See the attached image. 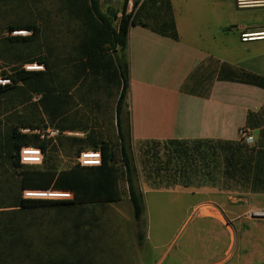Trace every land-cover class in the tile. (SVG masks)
Here are the masks:
<instances>
[{
  "label": "trees",
  "instance_id": "trees-1",
  "mask_svg": "<svg viewBox=\"0 0 264 264\" xmlns=\"http://www.w3.org/2000/svg\"><path fill=\"white\" fill-rule=\"evenodd\" d=\"M69 15L81 21L85 28L80 46L78 75L103 78L108 84L119 89L116 103V126L120 141L119 150L111 142L97 141L91 136L86 140L70 138L79 146L77 156L84 150H101L102 166L58 170L44 167L23 166L19 161L22 147H40L45 152L58 146L41 140L38 135L22 134L19 128L11 131L4 154L15 168L21 169L19 195L11 204L0 205V264H92L89 252L80 250L79 224L74 232L60 237L51 233H29L25 214L46 207H57L81 211L94 204H114L122 201L125 181L129 201L133 207L135 221L140 224L146 212L144 183L149 189L176 190L199 189L212 192H264V155L242 141L223 140H172L167 142L145 141L138 148L132 139L129 107L131 81L127 61L128 35L132 26H142L160 36L179 41L172 0H147L138 7L134 3L128 13V0L118 11L101 8L100 0H65ZM116 23V24H115ZM27 30L31 36H14L8 42L27 44L39 36L35 24L11 25L9 31ZM119 53H122L123 59ZM73 61V60H72ZM26 62H32L26 60ZM48 70V60L39 59ZM11 83L0 85V97L23 84L39 100L45 111L56 120L64 115L68 90L56 82L53 74L40 71L15 69L13 74H4ZM216 79H231L258 86H264V78L247 72H233L232 67L214 58L200 63L188 76L182 86V93L201 98H210ZM6 92V93H5ZM65 92V96L63 95ZM37 129V128H32ZM64 131V130H63ZM89 149H86L84 144ZM45 163V161H44ZM44 165V164H43ZM25 190H59L74 193L73 200L24 199ZM71 221H78L72 218ZM32 228V225H31ZM140 245L146 236L139 231Z\"/></svg>",
  "mask_w": 264,
  "mask_h": 264
},
{
  "label": "crops",
  "instance_id": "crops-1",
  "mask_svg": "<svg viewBox=\"0 0 264 264\" xmlns=\"http://www.w3.org/2000/svg\"><path fill=\"white\" fill-rule=\"evenodd\" d=\"M105 1V10L118 11L120 17L124 0ZM172 6L179 41L142 26L129 31L127 111L134 146L145 141H239L240 130L247 128L255 150L264 155V86L216 79L210 98L181 91L190 73L208 58L230 65L234 73L264 78V40L241 41L242 33L264 32V6L240 9L236 0H172ZM201 192L208 190L178 194L195 197L190 223L195 221L186 229L185 241L164 247L153 264H264V220L252 216L264 209V192H215L213 199Z\"/></svg>",
  "mask_w": 264,
  "mask_h": 264
},
{
  "label": "rangeland",
  "instance_id": "rangeland-1",
  "mask_svg": "<svg viewBox=\"0 0 264 264\" xmlns=\"http://www.w3.org/2000/svg\"><path fill=\"white\" fill-rule=\"evenodd\" d=\"M125 1V0H124ZM123 4V0H119ZM65 0H0V78L13 74L15 69H25L39 59L48 60L51 69L45 66L46 74L56 77L60 86L67 88L66 113L54 120L47 113L39 95H34L23 84L0 97V205L11 204L19 195L21 169L15 168L4 154V149L14 128L45 129L48 126L59 128L62 132L85 134L84 137L63 134L58 138L56 149L52 148L45 165L58 170L68 169L77 164V149L70 138L111 142L119 150V137L116 126V103L119 89L108 84L103 78L92 76L77 77L79 46L86 33L84 24L71 17ZM123 8V7H122ZM120 8L119 11L122 10ZM104 12L106 1L103 2ZM133 7L128 8V13ZM121 14V13H120ZM119 17V16H118ZM121 17V15H120ZM35 24L39 36L27 44H12L8 40L14 36H31L27 30L9 31L11 25ZM116 24V23H115ZM15 32H27L17 34ZM123 59L122 53H119ZM31 60L32 62H26ZM73 60V61H72ZM6 79V78H4ZM13 85V83H11ZM6 93V92H5ZM65 96V92H63ZM42 98V95H40ZM64 130V131H63ZM239 142V141H238ZM256 147L254 142L248 144ZM89 149L85 143L84 146ZM124 196L114 204H94L81 211L46 207L25 214V225L29 233H51L60 237L74 232V224L80 223V250L89 252L92 264H153L162 255L164 247L178 245L185 241L187 231L195 219L192 203L195 197L183 193L180 188L171 193H150L144 183L146 212L140 224L135 221L133 207L129 201L127 186L122 180ZM245 191L224 192L225 194H244ZM213 199L211 191L201 192ZM1 207V206H0ZM204 210H206L204 208ZM196 217V216H195ZM78 221H71V219ZM32 225V228H31ZM145 236L143 245L139 244L138 232ZM147 239V241H146Z\"/></svg>",
  "mask_w": 264,
  "mask_h": 264
},
{
  "label": "built area",
  "instance_id": "built-area-1",
  "mask_svg": "<svg viewBox=\"0 0 264 264\" xmlns=\"http://www.w3.org/2000/svg\"><path fill=\"white\" fill-rule=\"evenodd\" d=\"M136 0H128V8L132 6L134 8V3ZM147 0H138V7ZM236 5L240 9L251 8L255 6H264V0H236ZM19 33V32H15ZM261 34V35H259ZM258 35V36H255ZM255 40H264V32L262 33H242L241 41L242 42H252ZM44 65L32 64L25 66L26 71H41L44 70ZM11 81L9 79L0 78V85L6 86L9 85ZM39 98H36V101H39ZM22 134L26 135H38L41 140L50 141L52 145L57 144L58 138L63 134L67 135H77L78 133H67L62 132L59 128L48 126L45 129H22ZM239 141L245 142L247 144H252L254 138L251 132L247 128H242L239 132ZM19 161L23 166H32V167H41L45 161V152L40 147L35 146H25L22 147L19 152ZM103 155L101 150H84L80 152L77 157V164L82 167H99L102 166ZM24 199H44V200H73L74 193L70 191H59V190H25L23 192ZM202 206L198 208L201 210ZM252 216L257 219L264 220V209H260L252 212Z\"/></svg>",
  "mask_w": 264,
  "mask_h": 264
},
{
  "label": "bare ground",
  "instance_id": "bare-ground-1",
  "mask_svg": "<svg viewBox=\"0 0 264 264\" xmlns=\"http://www.w3.org/2000/svg\"><path fill=\"white\" fill-rule=\"evenodd\" d=\"M18 34H27V32H19ZM259 35H261V34H259ZM256 36V35H255ZM258 36V35H257Z\"/></svg>",
  "mask_w": 264,
  "mask_h": 264
}]
</instances>
